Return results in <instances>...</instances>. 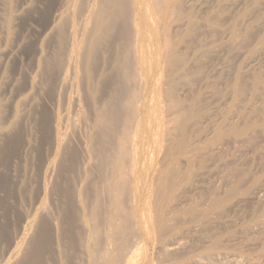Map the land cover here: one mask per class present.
<instances>
[{
	"label": "rangeland",
	"instance_id": "374dc122",
	"mask_svg": "<svg viewBox=\"0 0 264 264\" xmlns=\"http://www.w3.org/2000/svg\"><path fill=\"white\" fill-rule=\"evenodd\" d=\"M79 1L0 0V264H28V259L32 264L78 262L73 260L79 242L74 229L83 227L85 190L91 185L99 190L110 174L89 155L88 137L101 132L100 143L107 147L124 139L131 151L130 141L141 120L134 109L143 102L152 113L143 126L158 138L146 149L143 168L147 165L149 170L141 177L148 212L156 204L157 185L166 181L160 201L164 217L160 227L150 225L149 253L143 264H264V0H151L152 40L155 37L159 45V52L150 56L156 64L149 82L152 101L137 79L125 82L123 65L118 64V73L112 67V59L130 40L129 33H120L109 40L113 47L103 44L106 49L99 48L91 57L92 38L86 33L92 21L85 16L89 3ZM123 51L122 57H132ZM92 77L98 80L95 88L88 85ZM109 100L116 106L117 118L107 115L99 124L98 106ZM156 117L166 123L158 129L160 136L154 130ZM127 159L122 157L124 163ZM132 182L126 179L120 194L128 211ZM104 190L100 194L107 206L101 209L108 207L107 187ZM175 216L177 221L172 220ZM159 230L165 238L158 236ZM34 239L42 241L38 245ZM166 240L167 246L182 241L180 252L175 250L177 257L175 251L171 256L160 253ZM30 250L34 257H29ZM231 257L241 259L232 262Z\"/></svg>",
	"mask_w": 264,
	"mask_h": 264
},
{
	"label": "bare ground",
	"instance_id": "6f19581e",
	"mask_svg": "<svg viewBox=\"0 0 264 264\" xmlns=\"http://www.w3.org/2000/svg\"><path fill=\"white\" fill-rule=\"evenodd\" d=\"M72 1V0H71ZM85 1V0H83ZM70 2V0H69ZM75 2V1H74ZM80 3L82 2L81 0L79 1ZM86 2V1H85ZM89 4L86 8V12L88 14H86L85 16L89 15L88 18H90V20L92 21V25H91V29H89V31L87 30L88 33H86V35H88L90 38H92L91 42H90V47H89V53L92 56H96L95 54L99 51V48H101L100 50H102L104 47L103 44L105 45H115V44H112L110 43L109 40H112L114 38H118V36H121L123 35V33H125V35H128L129 33V36H130V40L127 41L126 45L123 46V47H120L121 49H119V51L117 52V54L115 55V57L112 59V67L114 68V70L118 73L120 71H117V66L118 64L120 65H123L122 69H121V72H122V75L124 76L125 78V82L127 83H130L131 81H134V79H137L138 82H139V86L140 88L143 89V91L147 92L148 94H150L151 96V100L153 99L152 97V94H153V87L150 88L149 87V82L154 74V66L156 65L155 64V61L154 60H151L150 59V56L153 57L156 52L158 53V43L157 40H155V37L153 38L152 40V35L154 36V33H153V24H154V12L150 11V7H151V4L153 2H151V0H88L87 1ZM151 4H150V3ZM190 2V0H189ZM73 4V2H71ZM76 3V2H75ZM78 3V2H77ZM82 4V3H81ZM77 5V4H76ZM87 5V4H86ZM71 6V5H70ZM78 6V5H77ZM80 7H82L83 9V6L82 5H79ZM70 9V8H69ZM80 9V8H79ZM85 9V7H84ZM83 9V10H84ZM85 11V10H84ZM74 12V11H73ZM76 12V11H75ZM81 15V12L80 10L78 11ZM85 14V13H84ZM83 14V16H84ZM76 15H79V14H76ZM79 15V18H76V19H79L81 20V24L82 23V20L83 19H80ZM68 17V15H67ZM89 20V21H90ZM65 21V20H64ZM70 21V20H69ZM86 21V20H85ZM87 20V22H89ZM62 22V21H61ZM84 22V20H83ZM64 24V23H62ZM81 24H79L80 26H82ZM122 24V25H121ZM65 26V25H63ZM74 26V25H73ZM78 26V25H77ZM76 26V27H77ZM87 26V25H85ZM75 27V26H74ZM63 28V27H62ZM79 28V26H78ZM83 28V26H82ZM85 28V27H84ZM90 28V27H89ZM120 28H123V30L121 31ZM64 30V29H63ZM71 30V29H70ZM72 30L76 31L75 28H73ZM71 30V31H72ZM82 30V29H81ZM80 30V32H81ZM73 31V32H74ZM83 31V30H82ZM72 33V32H71ZM121 33V35H120ZM79 34V33H78ZM79 35H82V33H80ZM84 35V34H83ZM82 35V36H83ZM80 36V37H82ZM78 37V35H77ZM84 37V36H83ZM85 39V37H84ZM77 41V39H75ZM80 40V38H78V41ZM82 40V39H81ZM88 40V39H87ZM74 41V40H72ZM85 41V40H84ZM82 42V41H80ZM79 42V47L77 49V52L81 51V44ZM72 45V44H71ZM110 45V46H111ZM70 46V45H69ZM73 46V45H72ZM72 46H70L69 48H72ZM78 46V45H77ZM76 46V47H77ZM85 46H86V42H85ZM67 47V46H65ZM68 48V47H67ZM66 49V48H65ZM82 49H84L82 47ZM86 49V48H85ZM79 50V51H78ZM109 50V49H108ZM123 50H125V52L128 54V53H132V57L131 56H123L122 57V53L124 52ZM66 51V50H65ZM69 51V50H68ZM71 51V49H70ZM76 52V53H77ZM88 52V51H87ZM110 52V51H109ZM114 52V51H113ZM75 53V54H76ZM84 53H86V50H84ZM82 53V54H84ZM74 54V52H73ZM74 54V55H75ZM99 54V53H98ZM106 54V53H105ZM72 55V53H71ZM77 55V54H76ZM80 55V54H79ZM77 55V56H79ZM100 55V54H99ZM113 55V54H111ZM82 56V55H81ZM85 56V54L83 55ZM161 56V55H160ZM98 57V56H97ZM96 58V57H95ZM72 61L71 62H75V60L71 59ZM79 60L82 62V60H85L84 58L83 59H80ZM91 62L94 60V59H90ZM65 63V62H64ZM63 63V64H64ZM109 64V63H108ZM83 65V64H82ZM62 66V65H61ZM80 66V65H79ZM110 66V65H109ZM73 67V66H72ZM71 67V68H72ZM75 68V66H74ZM90 68V67H89ZM110 68V67H109ZM162 68V67H161ZM76 70V69H75ZM78 72V71H77ZM75 73V72H74ZM77 74V73H76ZM78 75H80L78 73ZM78 75H75L73 74V76H77ZM92 76V75H91ZM103 78V77H102ZM76 79V78H75ZM80 79V78H79ZM101 79V78H100ZM99 79V81H100ZM77 80V79H76ZM98 81V80H97ZM97 81L94 79V77L92 78H89L88 79V85L92 88H95V86H97ZM78 82V81H77ZM77 86V83L75 84ZM80 86V85H79ZM78 89V86L76 87ZM75 88V89H76ZM76 89V91H78ZM95 92H97V89H95ZM156 92V91H155ZM160 93V92H159ZM160 99V98H158ZM160 102V100H158ZM98 110H97V116H96V119L99 120V124H100V119L104 118L105 116L109 115V116H112L113 119L117 118V110H116V106L114 105L113 101L112 100H109L108 102H105V103H100L99 106H98ZM136 108V106H135ZM139 108V109H138ZM138 108L134 109V112H140V123L139 125H137L136 127V130H135V135L132 139V148L130 147V149H132L131 151H129V149L127 148V141L126 140H116L115 142L113 141V143L110 144L109 147L105 146L104 144H101L100 143V140H99V136H101V132L100 134H97L95 133V135H90L88 137V153L89 155L94 158H97V160H99V169L100 170H103V169H106V168H109L110 169V174L109 172H107L109 174V176L107 177V180H105V183L100 185L101 188L98 190L96 188H94V186L92 187V185L90 186V189L89 188H86L85 192L87 193L88 197H86V200H85V213L82 212V215H83V227L82 229H79V228H73L74 229V236H76L78 238V243H77V253H76V259H73L74 261L78 260V262H76V264H143V261L144 259L146 260V258H144L145 256L148 255V253H146V245L148 244V239L149 238V235L151 233L150 231V225L151 224H155V225H160L161 226V221L163 220V217H161V195L163 194V186L162 184L164 185V180L162 179L160 181V184L157 185V191L155 192V197L157 198L156 199V204H154L155 202V198L152 200L151 198L153 197H150V200L153 201V204L154 206H152L151 204V201H149L151 204V206L153 207L151 212H148L147 211V204H146V200H145V203L142 202V199L144 198L145 194L143 192V179L144 178V174L149 170L147 165L145 168H143V164L145 165V163L147 162V159H146V149L148 146L150 145H155L156 143H158V138H153L149 135V133H147V131L145 130V127L143 126L144 124H148V119L150 117H152V113L149 111L148 107H147V104L145 105V103L143 102L142 104H139L138 105ZM155 110V109H154ZM161 117V116H160ZM159 117V118H160ZM175 117V116H174ZM159 118H154V130L157 129L155 132L160 136L162 135L163 133H159L158 129L159 127L162 126V128H164V124L160 123V120ZM162 119V117H161ZM165 119V118H164ZM167 119H165V122H166ZM169 124L175 122V119H169L167 121ZM162 124V125H161ZM12 125V124H11ZM168 125V124H167ZM13 126V125H12ZM166 126V125H165ZM12 127L10 126V129ZM93 128L96 129L97 128V125L96 123H94L93 125ZM161 128V129H162ZM168 128V127H167ZM163 130V129H162ZM161 130V131H162ZM160 131V132H161ZM63 133V132H62ZM59 135V134H57ZM62 135V134H61ZM64 135V134H63ZM58 137V136H57ZM64 137V136H63ZM62 137V140L64 142V138ZM60 140V139H59ZM57 141V140H56ZM61 141V140H60ZM66 142V141H65ZM129 142V141H128ZM130 144V143H129ZM86 145V144H85ZM84 145V146H85ZM63 147V146H62ZM86 148V147H85ZM62 150V149H60ZM83 150V149H82ZM59 151V150H58ZM61 152V151H59ZM58 152V153H59ZM84 152V151H82ZM63 153V152H61ZM86 154V153H85ZM87 155V154H86ZM63 156V155H62ZM84 156V154L82 155ZM125 156V157H128L127 159V162L124 163L123 160H122V157ZM88 157V156H87ZM92 160V159H91ZM91 163V162H90ZM55 164V163H54ZM142 164V165H141ZM90 165V164H89ZM55 165H53L54 167ZM174 167V166H173ZM56 168V167H54ZM55 170V169H54ZM107 173H106V176H107ZM87 174V173H86ZM103 175V173H101ZM2 176V175H1ZM0 176V177H1ZM104 176V175H103ZM99 177V176H98ZM131 179L133 182H132V189L131 191L129 192L130 194L127 195V199L130 197L129 199V202L131 201V205L128 206L130 209V211H128L129 209L125 208L127 205L125 202H126V199L125 201H123V198L120 197L122 195H120L123 191H124V182L126 181V179ZM156 177H151V179H154ZM4 179L6 180V177L4 176ZM9 180V179H8ZM7 180V181H8ZM98 180V178H97ZM156 180V179H154ZM154 180L153 182L149 183L150 186H153V183H154ZM96 182V181H95ZM157 183H159L157 180L155 181ZM10 183V182H9ZM84 183V181H83ZM92 183H94V181H92ZM99 183V182H98ZM100 183H103V182H100ZM2 184V183H1ZM86 185V184H85ZM98 184L96 183V186ZM8 186V185H7ZM99 186V185H98ZM104 186L107 187V191H108V195H107V198L109 197L108 199V207H106V209L102 208L104 205H106V203H104L103 201V198H102V195L100 194L101 192H103L104 190ZM3 187V186H2ZM6 187V186H5ZM81 187V186H79ZM165 187V186H164ZM4 188V187H3ZM9 188V186H8ZM99 188V187H98ZM1 189V188H0ZM10 189V188H9ZM147 189H149L150 191H147L148 193H152L151 192V189L150 187H147ZM165 189V188H164ZM88 190V192H87ZM155 190V188L153 189ZM46 191V190H44ZM75 191V190H74ZM105 191V190H104ZM15 192V191H14ZM81 192V190H80ZM84 192V193H85ZM154 192V191H153ZM149 193V194H150ZM104 194V193H103ZM9 195V194H8ZM81 195V194H80ZM106 196V195H105ZM149 196V195H148ZM151 196V195H150ZM84 197V196H83ZM122 198V199H121ZM148 198V197H147ZM146 198V199H147ZM184 198V197H183ZM75 199H77L75 197ZM19 200V199H18ZM73 200V199H72ZM83 200V199H82ZM74 201V200H73ZM165 201V200H164ZM185 201V200H184ZM1 202V201H0ZM76 202V201H75ZM80 203V202H78ZM128 203V202H127ZM165 203V202H164ZM162 203V204H164ZM183 202H181L182 204ZM188 203V202H187ZM73 204V203H72ZM77 204V203H76ZM177 205H180V204H177ZM185 205V204H184ZM5 206V205H4ZM107 206V205H106ZM149 206V205H148ZM151 206L149 209H151ZM164 206V205H163ZM162 206V207H163ZM182 206V205H181ZM181 206H178V207H181ZM9 207V206H8ZM71 207V206H70ZM74 207H75V204H74ZM167 207V206H166ZM175 207H176V204H175ZM215 205L212 207L211 206V209H214ZM12 208V207H11ZM68 208V207H67ZM77 208V206L74 208V210ZM81 208V207H80ZM167 208H170V207H167ZM166 208V211H168V209ZM172 208H173V205H172ZM193 208H196V207H193ZM82 209V208H81ZM163 209V208H162ZM178 209V208H177ZM181 208H179V211H180ZM78 210V209H77ZM104 210V211H103ZM174 210V209H172ZM169 211L170 212H173V211ZM176 210V209H175ZM196 210V209H195ZM66 211V209H65ZM150 211V210H149ZM168 211V212H169ZM198 211V210H196ZM79 212V211H78ZM165 212V211H164ZM187 212V211H186ZM193 212V211H191ZM68 213V212H67ZM153 214L151 216V214ZM184 213V212H183ZM47 214V213H46ZM163 214V213H162ZM180 214V212H179ZM189 214V212H188ZM191 214V213H190ZM189 214V215H190ZM5 215V214H4ZM31 215V214H30ZM45 215V214H44ZM67 215V214H66ZM79 215V214H78ZM164 215V214H163ZM166 215H169L168 213ZM171 215V213H170ZM198 215V214H196ZM200 215V213H199ZM196 216L197 218L200 217V216ZM179 216V215H178ZM177 216V217H178ZM185 216V215H184ZM195 216V214H194ZM71 217V216H70ZM75 217V216H74ZM176 217V216H175ZM176 217V220L175 219H172L173 221H177ZM181 217V216H180ZM24 218V216L22 217ZM33 219V217H31ZM42 219V217H40ZM47 218V217H46ZM69 219V216L67 217ZM66 218V219H67ZM76 218V217H75ZM67 219V220H68ZM74 219V218H73ZM72 219V220H73ZM196 219V218H195ZM37 220V219H36ZM71 220V219H70ZM77 220V219H76ZM171 220V221H172ZM28 221V220H27ZM35 222L34 220H31V222ZM47 220H45L44 222H46ZM69 221V220H68ZM75 221V220H74ZM172 221V222H173ZM199 221V220H197ZM196 221V222H197ZM263 221V220H262ZM261 221V222H262ZM10 222V221H9ZM32 222V223H33ZM41 222V221H39ZM43 222V221H42ZM50 222V220H49ZM70 222V221H69ZM73 222V221H72ZM77 221H75L76 223ZM194 222V221H193ZM30 223V219H29V222ZM66 223V222H65ZM71 223V222H70ZM120 223V224H119ZM175 223V222H174ZM195 223V222H194ZM264 223V221L262 222ZM15 224V223H14ZM31 224V223H30ZM39 224V223H38ZM41 224V223H40ZM45 224V223H44ZM48 224V223H47ZM171 225V223H169ZM177 224V223H175ZM174 224V225H175ZM32 225V224H31ZM35 226V224H33ZM63 225V224H62ZM78 225V224H77ZM158 225V226H159ZM173 225V223H172ZM261 225V224H260ZM263 225V224H262ZM10 226V225H9ZM28 227H30V225L27 224ZM40 226V225H39ZM69 226V225H68ZM159 226V227H160ZM41 227V226H40ZM44 225H43V229H44ZM47 227V226H46ZM75 227V226H74ZM79 227V225H78ZM169 227V226H168ZM176 227V225L174 226V228ZM81 228V227H80ZM173 228V227H172ZM170 228V230L172 229ZM257 228V227H256ZM18 229V228H17ZM41 229V228H40ZM42 229V230H43ZM48 229V228H47ZM45 229V230H47ZM68 229V228H67ZM153 229V228H152ZM161 229V228H160ZM165 229H167V231L169 230V228H164L163 230L165 231ZM189 229V228H188ZM263 229V227H262ZM30 230H34V229H30ZM71 230V229H70ZM169 230V231H170ZM3 231V230H2ZM21 231V230H20ZM160 231V235L158 234V236L162 237L164 235H162L161 233L164 231L161 232ZM177 231V229H176ZM182 231V230H181ZM184 231V229H183ZM192 231V230H190ZM43 232V231H41ZM62 232V230H61ZM61 232H59V235L61 234ZM179 229L177 231V234H178ZM189 232V231H188ZM40 233V232H38ZM68 233V232H66ZM65 233V234H66ZM175 233V232H174ZM185 232L183 233H180V235L183 236ZM72 234V232H71ZM70 234V235H71ZM166 234V233H165ZM186 234V233H185ZM31 235V234H30ZM63 235V234H62ZM167 235V234H166ZM179 235V237H180ZM2 236V235H1ZM39 236V235H38ZM44 236V235H43ZM64 236V235H63ZM67 236V235H66ZM157 236V237H158ZM170 235L168 234V237ZM47 237V236H46ZM54 237V236H52ZM60 237V236H59ZM62 237V236H61ZM156 237V238H157ZM167 237V236H166ZM172 238V236H170ZM185 237V236H184ZM183 237V238H184ZM5 238V237H4ZM39 238V237H38ZM64 238V237H63ZM76 238V239H77ZM162 238H165V237H162ZM182 238V237H181ZM261 238V237H260ZM45 239V238H44ZM43 239V240H44ZM60 239V238H59ZM62 239V238H61ZM59 240L62 241V240ZM65 239V238H64ZM152 239V238H151ZM154 241L155 238L153 237ZM175 239V237H174ZM185 239V238H184ZM251 239V238H250ZM253 239V238H252ZM38 241V244L39 245V241L42 239H34V241ZM51 240V239H50ZM50 240H47V241H50ZM68 240V239H67ZM66 242H69L67 241ZM71 240V239H70ZM160 241L162 239H159ZM173 240V238H172ZM10 241V240H9ZM45 240V242H47ZM153 241V240H152ZM159 241V242H160ZM164 241V240H163ZM182 241H184L182 239ZM180 240H175L171 245H168L166 242H164L165 244V247L162 251L163 252H160L159 250L157 251L158 253H162V254H165L164 252H168V254L170 252H174L178 246H181L180 245V242H182ZM186 241H187V238H186ZM185 241V242H186ZM7 242V241H6ZM44 242V241H43ZM41 242V246L42 243ZM64 242V241H63ZM257 242V241H256ZM264 242V241H263ZM18 243V242H17ZM30 243V242H29ZM32 243V242H31ZM50 243V242H49ZM52 243V242H51ZM76 243V241H75ZM75 243H73V245L75 246ZM8 244V243H7ZM34 244V243H33ZM48 244V243H46ZM55 244V243H54ZM65 244V243H63ZM71 244V243H70ZM153 244V242H152ZM31 245V244H30ZM49 246L51 244H48ZM260 244H258L259 246ZM262 245V244H261ZM23 247V245H21ZM20 246V247H21ZM55 246V245H54ZM66 246V245H65ZM64 246V247H65ZM72 246V245H71ZM215 249L217 247V245H214ZM219 246H222V245H218V248ZM13 247V246H12ZM11 247V248H12ZM19 247V248H20ZM36 247V246H35ZM40 246H38L39 248ZM45 247H47L45 245ZM44 247L43 250H45L46 248ZM51 247V246H50ZM49 249L51 250L53 248V245H52V248ZM56 247V246H55ZM152 247V246H151ZM160 247V246H159ZM163 247V245H162ZM189 247V246H188ZM187 247V248H188ZM18 248V250H20ZM28 248V247H27ZM63 248V247H62ZM66 248V247H65ZM71 248V247H69ZM182 248V247H181ZM186 248V246H185ZM183 248V249H185ZM23 250V248H21ZM29 249V248H28ZM36 249V248H35ZM56 249V248H55ZM160 249V248H159ZM160 249V250H161ZM34 250V248H33ZM32 250V251H33ZM38 249H36L37 251ZM42 250V252L46 255L50 252L47 253V252H44ZM48 250V249H47ZM62 250H65V249H62ZM68 250V249H67ZM179 250L180 252V249H177ZM190 250V249H189ZM13 251V250H12ZM26 251V250H25ZM35 251V253H36ZM39 251V250H38ZM37 251V252H38ZM154 251V250H153ZM182 251V250H181ZM16 252V251H15ZM19 252V251H18ZM40 252V251H39ZM38 252V253H39ZM51 252H53L51 250ZM50 252V254H51ZM63 252V251H62ZM69 252V251H68ZM72 252V250H71ZM14 253V251H13ZM22 253V252H20ZM30 256L32 255V252L30 250L29 252ZM64 253V252H63ZM74 253V252H72ZM145 253L147 255H145ZM154 253V252H153ZM152 253V254H153ZM156 253V252H155ZM154 253V254H155ZM176 251H175V254H173L174 256L176 255ZM184 253V251L182 252ZM182 253H178V254H182ZM215 253V252H214ZM212 253V254H214ZM217 253V252H216ZM219 253L221 254V252L219 251ZM263 253V252H262ZM15 254V253H14ZM25 254V253H24ZM41 254V253H40ZM43 254V256H44ZM49 254V255H50ZM71 254V253H70ZM161 254V255H162ZM186 254V253H184ZM183 254V255H184ZM211 253H209L210 255ZM236 254V253H235ZM234 254V255H235ZM237 254H240V252ZM28 255V253H27ZM34 255V254H33ZM32 255V256H33ZM39 255V254H38ZM37 255V256H38ZM53 255H55L53 253ZM61 255H65L64 254H61ZM145 255V256H144ZM156 255V254H155ZM154 255V256H155ZM159 255V256H161ZM181 255V256H183ZM189 255V253H188ZM234 255H232L234 257ZM36 256V257H37ZM158 256V255H157ZM156 258H160V257H157ZM170 256H171V253H170ZM168 255V257H170ZM180 256V255H179ZM185 256V255H184ZM190 256V255H189ZM193 256V255H192ZM191 256V258H192ZM237 256V255H236ZM242 256V255H241ZM260 256V255H259ZM23 257V256H22ZM21 257V258H22ZM26 257V256H25ZM28 257V258H29ZM34 257V256H33ZM39 257V256H38ZM57 257V256H54V258ZM63 257V256H61ZM67 257L66 255L64 256V258ZM150 257V256H149ZM164 257V255H163ZM167 257V256H166ZM177 257V256H175ZM238 257V256H237ZM41 258H42V255H41ZM40 258V259H41ZM69 258V257H68ZM73 258V257H71ZM153 258V257H152ZM162 258V257H161ZM190 258V257H189ZM243 258V257H242ZM32 259V258H31ZM40 259L38 258H34L33 260H39L40 262ZM52 259V258H51ZM57 258H55L56 260ZM165 260V257L162 258ZM169 259V258H168ZM167 259V260H168ZM179 259V258H178ZM199 257L196 258V261H202L201 259L198 260ZM232 260V262L234 260H236V257L235 258H230ZM241 259V258H240ZM237 258L236 262H239L238 260H240ZM22 260H24L22 258ZM27 260V258H26ZM42 260V259H41ZM66 260V259H65ZM166 260V261H167ZM175 260V258L173 259ZM177 260V259H176ZM229 260V259H228ZM253 260V258H252ZM16 261V260H15ZM49 261V260H48ZM57 261V260H56ZM71 260H69L70 262ZM149 261V260H148ZM147 261V262H148ZM190 261V260H188ZM230 261V260H229ZM244 261V258L243 260ZM247 261V260H246ZM146 262V261H145ZM146 262V263H147ZM152 262V261H151ZM158 262L160 263H164V261L162 260ZM176 262V261H175ZM174 262V263H175ZM184 262V261H183ZM194 263V261H192ZM203 262V261H202ZM205 262V261H204ZM226 262V261H225ZM231 262V261H230ZM231 262V263H232ZM27 263L29 264H32L29 259L27 261ZM46 263V261H45ZM53 263V262H52ZM64 264H66L65 262H63ZM173 263V262H171ZM187 263V262H186ZM185 263V264H186ZM189 263V262H188ZM12 264V263H11ZM37 264V263H36ZM41 264V263H40ZM148 264V263H147ZM151 264H154V263H151ZM192 264V263H191ZM195 264V263H194ZM197 264H200V263H197ZM203 264V263H201ZM233 264V263H232ZM235 264H238V263H235Z\"/></svg>",
	"mask_w": 264,
	"mask_h": 264
}]
</instances>
